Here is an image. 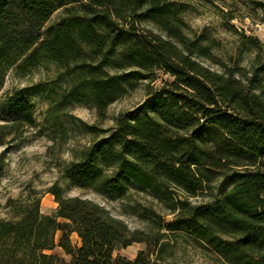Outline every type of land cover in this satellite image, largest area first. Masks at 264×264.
Masks as SVG:
<instances>
[{
    "label": "trees",
    "instance_id": "trees-1",
    "mask_svg": "<svg viewBox=\"0 0 264 264\" xmlns=\"http://www.w3.org/2000/svg\"><path fill=\"white\" fill-rule=\"evenodd\" d=\"M185 11L177 0H0V87L16 65L53 63L67 86L63 97L48 89L47 98H60L59 106L71 97L105 117L111 103L148 81L147 97L114 127L86 124L96 139L67 177L71 186L104 194L147 192L173 215L150 216L149 230L131 228L99 202L66 196L55 183L48 190L58 202L55 215L42 214L37 199L0 219V264H62L58 247L69 264H163L179 238L222 264H264V93L257 92L264 78L242 74L244 81L204 65L199 57L215 55L186 32ZM161 72L173 80L153 85ZM1 109L0 139L36 123V107L25 97L9 96ZM216 181L212 200H189ZM135 243L146 246L135 258L115 255Z\"/></svg>",
    "mask_w": 264,
    "mask_h": 264
},
{
    "label": "rangeland",
    "instance_id": "rangeland-1",
    "mask_svg": "<svg viewBox=\"0 0 264 264\" xmlns=\"http://www.w3.org/2000/svg\"><path fill=\"white\" fill-rule=\"evenodd\" d=\"M187 4L183 18L188 24L186 32L201 42L210 45L216 59L199 57L207 67L225 74H234L244 81L246 77L259 75L264 78V0H177ZM63 9L56 11L47 25L61 16ZM141 27L152 29L164 36L166 32L151 22H143ZM173 77L161 72L159 79L152 84L159 86ZM42 85L47 91L38 92L36 85ZM65 76L53 63L39 61L27 67L18 65L8 70L0 87V124L6 123L2 111L9 96L25 97L36 107L34 126H22L18 131L0 139V219L12 218L13 210L35 200L41 201V213L55 215L58 202L48 190L58 183L66 196L89 198L107 207L114 215L125 220L131 228L152 229L150 216L161 215L171 220L172 214L165 206L150 194L127 188L123 193L104 194L94 186H71L67 177L68 168L79 160L86 146L94 139L88 125L98 129H110L116 125L117 118L137 107L148 95V81L140 83L115 102L111 103L105 117H101L97 108L89 103L76 102L72 98L52 102L47 98L48 89L54 90L55 97H63L66 88ZM257 92L264 93L263 88ZM56 108H54L53 106ZM57 104V106H56ZM53 109V113L49 110ZM1 136V135H0ZM200 192L190 197L192 203L208 202L219 193L216 188ZM186 197L181 191L176 193ZM62 232L56 233L59 242ZM74 243L80 245L77 233L72 234ZM163 264H222L195 242L184 238L171 241ZM143 243H135L116 251L135 258L145 249ZM61 248H56L55 250ZM55 252V251H54ZM64 263L69 264L71 257L60 255Z\"/></svg>",
    "mask_w": 264,
    "mask_h": 264
},
{
    "label": "crops",
    "instance_id": "crops-1",
    "mask_svg": "<svg viewBox=\"0 0 264 264\" xmlns=\"http://www.w3.org/2000/svg\"><path fill=\"white\" fill-rule=\"evenodd\" d=\"M55 253H57L58 255L60 254V255H66L65 253H64V251L62 250V249H58V250H55ZM66 256H68V255H66Z\"/></svg>",
    "mask_w": 264,
    "mask_h": 264
}]
</instances>
